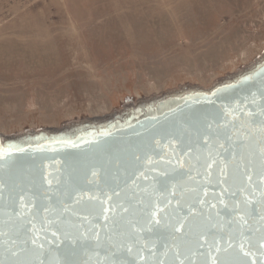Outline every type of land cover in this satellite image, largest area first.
<instances>
[{
  "label": "water",
  "instance_id": "1",
  "mask_svg": "<svg viewBox=\"0 0 264 264\" xmlns=\"http://www.w3.org/2000/svg\"><path fill=\"white\" fill-rule=\"evenodd\" d=\"M262 110L264 52L210 86L0 132V264H264Z\"/></svg>",
  "mask_w": 264,
  "mask_h": 264
},
{
  "label": "rangeland",
  "instance_id": "2",
  "mask_svg": "<svg viewBox=\"0 0 264 264\" xmlns=\"http://www.w3.org/2000/svg\"><path fill=\"white\" fill-rule=\"evenodd\" d=\"M264 52V0H0V132L212 85Z\"/></svg>",
  "mask_w": 264,
  "mask_h": 264
},
{
  "label": "snow or ice",
  "instance_id": "3",
  "mask_svg": "<svg viewBox=\"0 0 264 264\" xmlns=\"http://www.w3.org/2000/svg\"><path fill=\"white\" fill-rule=\"evenodd\" d=\"M250 115H251V114H250ZM260 115H261V116H264V110L261 111ZM248 180L251 181V176L248 177ZM234 211H239V210L234 209ZM105 218H106V217H105ZM238 219H239L240 221H242L244 224L247 223V220H246L245 217L242 216V215H241V216H238ZM261 219H264V215H261ZM156 223H159V221L157 220ZM96 239H97V241H99V236H98V234H97V236H96ZM32 243H33V244H36V243H37V240H36V239H33ZM230 246H231V245H230ZM261 246L264 247V244H262ZM38 247L42 249L44 246H43V244H40V245H38ZM239 247H240V251H241L244 255H249V253H248L247 251L244 250V249H245V245H244L243 243H241V244L239 245ZM127 251H128V252H131L132 249H131V248H128ZM216 251H217V252L220 251L219 247L216 248ZM209 258H210V264H217V259H216V257H215V256H212L211 253H209ZM40 264H44V261H41ZM113 264H119V262H118V261H114ZM180 264H183V261H181Z\"/></svg>",
  "mask_w": 264,
  "mask_h": 264
}]
</instances>
